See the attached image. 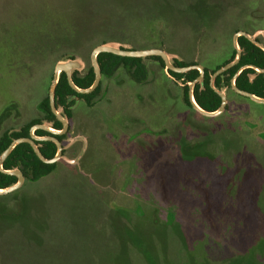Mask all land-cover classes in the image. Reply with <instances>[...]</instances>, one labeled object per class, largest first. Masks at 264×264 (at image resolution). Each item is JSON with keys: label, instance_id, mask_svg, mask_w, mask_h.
Masks as SVG:
<instances>
[{"label": "rangeland", "instance_id": "rangeland-1", "mask_svg": "<svg viewBox=\"0 0 264 264\" xmlns=\"http://www.w3.org/2000/svg\"><path fill=\"white\" fill-rule=\"evenodd\" d=\"M80 12L116 46L209 70L238 31L264 44V0H0V136L40 116L58 60L90 64ZM142 59L144 81L118 67L77 100L50 174L0 196V264H264V104L228 92L204 117Z\"/></svg>", "mask_w": 264, "mask_h": 264}, {"label": "trees", "instance_id": "trees-1", "mask_svg": "<svg viewBox=\"0 0 264 264\" xmlns=\"http://www.w3.org/2000/svg\"><path fill=\"white\" fill-rule=\"evenodd\" d=\"M96 16V15H94ZM99 19V17H89L84 12H80L79 16L76 18L72 25V32L75 41L78 43L84 39H98L96 45L106 44L110 42L121 44L120 40L117 37H111V34L107 32L108 25L107 22ZM251 34V33H249ZM99 36V37H97ZM100 36H102L100 38ZM39 39V37H37ZM55 40V39H54ZM257 41H260L257 39ZM39 45V42H35ZM58 45V44H57ZM238 45L242 51L239 63L222 75L218 76L214 82V87L223 91L226 94L228 92L233 93L230 87V80L236 73V71L246 65H253L260 69H264V52L249 42L244 37L238 38ZM96 47V46H95ZM94 48V47H93ZM122 48V47H121ZM55 49L54 45H51L48 50H45L47 53H51ZM236 55L235 50L231 51L228 59L224 60L220 65H217L214 69L209 70L207 67L203 66L204 76L202 84L197 82L194 85L193 95L197 105L208 112H213L218 109L221 103L220 97L210 88L209 81L210 76L220 67L230 63L234 60ZM63 56V55H62ZM70 59H74L71 57ZM148 59L158 62L163 70L165 66L163 61L159 57H148ZM60 61V60H58ZM97 62L100 68L101 76L109 78L113 75L115 70L118 67H122L127 70L131 77L135 79L136 82H142L146 78V69L143 65L142 58H126L119 57L108 53H101L97 56ZM173 64L177 67H187L190 65H197L194 62L185 63L178 60H173ZM167 74L175 79L176 81H182V98L185 105L189 108H192L189 99H188V84L196 80L199 76L198 70H191L183 74L174 73L172 71L166 70ZM254 75L255 78L250 81V76ZM72 81L73 83L81 89H86L90 87L94 81V72L91 67V64L87 63L85 68L81 71L72 72ZM235 85L243 91H247L256 95L257 97L264 98V73L259 74L251 68L243 70L240 75L235 80ZM101 82L99 86L95 89L94 92L88 95H81L75 93L70 86L68 85L66 75L61 73L59 75V80L57 87L55 89V106L58 110L61 111V114L68 119L70 122L72 120V108L76 104L77 100L83 101L87 106H91L93 101L100 93ZM40 116L31 120L27 124L21 126L18 130H7L2 133L0 136V155L1 153L9 146L12 140L29 137V130L32 126L42 123H47L52 129L60 130L61 124L56 120L55 116L51 113L48 93L40 101L39 106ZM227 110V106L225 108ZM70 126L68 132L62 136H54L61 144L64 145V141L69 135ZM35 136L37 137H46L52 136L50 133L36 130ZM39 146V151L42 156L46 159H51L56 154V146L49 141H40L36 142ZM64 153V150H63ZM57 163L48 165L42 163L37 156L34 154L32 148L28 144H19L17 145L11 154L7 157L3 164L5 170L19 169L25 181L37 182L41 178L50 174L56 167ZM17 179L14 176L5 175L0 173V189L7 188L16 183Z\"/></svg>", "mask_w": 264, "mask_h": 264}, {"label": "water", "instance_id": "water-1", "mask_svg": "<svg viewBox=\"0 0 264 264\" xmlns=\"http://www.w3.org/2000/svg\"><path fill=\"white\" fill-rule=\"evenodd\" d=\"M239 37H244L246 38L249 42H251L253 45L258 47L264 52V44L260 43L259 41L256 40V37L252 34L246 33L244 31H238L234 34L233 36V48L236 52L235 58L233 61L230 63L220 67L217 69L211 76H210V81H209V86L210 88L220 97L221 103L220 106L218 107L217 110L213 112H208L203 109H201L197 103L195 102L194 95H193V89L194 85L199 82L202 84L203 76H204V69L200 65H190L187 67H177L173 64L170 56L163 50L157 49V48H152V49H145V50H135V49H130V48H125L122 46H116L114 42L106 43V44H101L97 45L94 47L90 53V64L94 72V81L92 85L86 89H81L78 88L72 81V72L73 71H81L83 69V63L77 59H66V60H61L58 61L55 66H54V71L52 75V80L49 85L48 89V100H49V106L51 113L55 116L56 120L61 124V129L60 130H54L52 129L47 123H42V124H37L34 125L30 128L29 130V137H22L18 139H14L11 141L9 146L1 153L0 155V173L5 174V175H10L16 177L17 181L14 185L9 186L7 188L0 189V196L2 195H7L9 193H12L18 189L21 188L23 185L25 178L22 174V172L19 169H12V170H5L3 168V164L7 157L11 154L13 149L19 145V144H28L34 154L37 156V158L44 164L52 165L57 163L61 158H62V152H63V146L62 144L54 137V136H62L67 133L69 129V121L66 117H64L61 114V111L58 110L55 106V89L58 84L59 80V75L61 73H64L66 75V79L68 82V85L70 88L77 94L81 95H88L91 94L92 92L95 91V89L98 87L101 79V72L100 68L97 62V56L101 53H108L112 54L115 56L119 57H126V58H146V57H159L165 66L166 70L172 71L174 73L178 74H183L191 70H198L199 71V76L196 80L188 84V99L189 103L192 107V109L197 112L198 114L204 116V117H217L221 113L224 112L226 105H227V97L225 92L219 91L214 87V82L216 78L220 75H222L224 72L232 68L233 66L237 65L239 63L242 51L238 45V38ZM122 47V48H121ZM251 68L255 70L257 73L262 74L264 73V69H260L258 67H255L253 65H246L240 67L232 79L230 80V87L231 90L244 98H247L255 103L259 104H264V98L257 97L256 95L249 93L247 91L240 90L236 85H235V80L236 78L240 75V73L247 69ZM255 78L254 75L250 76V81H252ZM36 130H42L45 132L50 133L52 136H47V137H37L35 136V131ZM39 141H49L52 142L56 146V154L53 158L51 159H46L42 156V154L39 151V146L36 144V142Z\"/></svg>", "mask_w": 264, "mask_h": 264}, {"label": "flooded vegetation", "instance_id": "flooded-vegetation-1", "mask_svg": "<svg viewBox=\"0 0 264 264\" xmlns=\"http://www.w3.org/2000/svg\"><path fill=\"white\" fill-rule=\"evenodd\" d=\"M257 39L260 40L259 38H256V40H257ZM259 42L262 43V40H260ZM84 68H85V66H84ZM84 68H83V69H84ZM83 69H82V70H83ZM99 84H100V83H99ZM98 86H99V85H98ZM69 125H70V123H69ZM67 132H68V131H67ZM64 135H65V134H64ZM46 137H47V136H46ZM39 142H40V141H39ZM62 154H63V152H62Z\"/></svg>", "mask_w": 264, "mask_h": 264}]
</instances>
